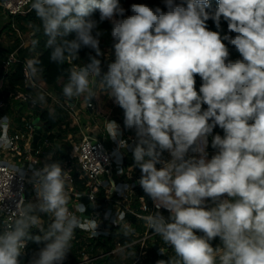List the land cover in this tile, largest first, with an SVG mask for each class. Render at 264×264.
Instances as JSON below:
<instances>
[{"label":"clouds","instance_id":"clouds-1","mask_svg":"<svg viewBox=\"0 0 264 264\" xmlns=\"http://www.w3.org/2000/svg\"><path fill=\"white\" fill-rule=\"evenodd\" d=\"M163 3L166 11L132 4L127 16L119 0H31L30 9L40 21L34 30L42 27L47 37L52 62L75 59L84 47L96 54L70 69L63 97L71 101L86 94L90 104L96 97L90 78H100L123 110L125 128L135 131L138 183L156 209L142 219L174 253L157 264H264V0H218L211 12L210 0ZM97 10L99 22H111L114 42L115 60L103 76L97 59L103 55V33L92 18ZM221 18L229 33L223 36L206 23L211 19L219 29ZM225 41L239 58H230ZM38 43L31 41L33 50ZM23 71L32 83L44 68L31 58ZM32 103H45V95L39 93ZM217 126L224 135L212 138L215 154L209 159L208 136ZM8 127L5 115L0 145L11 147ZM107 132L116 141L120 126L108 121ZM118 143L128 147L123 139ZM14 172L24 175L21 167ZM31 181L35 202L25 203L21 195L15 210L0 208V215L9 217L0 228V264H21L29 241L44 245L31 264H63L75 230L87 227L96 237L98 224L82 218V204L79 216L69 210L70 172L60 162L33 169ZM109 183L118 192L129 187ZM124 217L117 213L113 222L128 236L135 230ZM216 238L219 244L213 246Z\"/></svg>","mask_w":264,"mask_h":264},{"label":"trees","instance_id":"trees-1","mask_svg":"<svg viewBox=\"0 0 264 264\" xmlns=\"http://www.w3.org/2000/svg\"><path fill=\"white\" fill-rule=\"evenodd\" d=\"M120 5L125 9V16L131 15L130 6L132 4H147L149 7H161L162 10L166 11L163 0H119ZM211 8L207 9V11H214L218 6V0H210ZM92 18L98 21V30L103 33V35L99 38L100 44L99 47L101 52L105 53L106 50H110L114 52L113 49V40L111 38V22L103 21L99 22V11L93 13ZM208 29L211 31H219L223 36L228 33L227 22L221 18L220 28L217 29L214 21L211 19L207 22ZM40 25L39 19L36 17L34 11H30L26 15H19L16 17H12L3 12L0 8V37H2L4 32L8 33L9 40H14L13 42L9 41L7 44H4L0 38V99H4L5 101L11 100L14 103L15 107H11L9 103H7L6 107L0 111V117L3 115L13 116L14 114L17 116L14 117V122L18 125V130L25 129V123L31 119L32 116H28L27 118L19 117V115L24 114L25 104L20 102H15L13 100V96L18 91L29 92L35 95V89L25 82L24 76V65L26 63V58L28 56V52H26L23 47L24 36L27 34H31V40L36 39L39 41L36 48L33 50L32 45L30 47L31 53L35 51V53H39V55L31 57L38 58L41 61V66L44 68V72L42 73L40 79L38 80L39 84L50 87H60L63 88L64 83L67 81L70 69L75 66L82 67L84 64L90 62L89 57L95 56L94 50L84 47L78 52V57L75 59H67L63 64H58L56 62H52L50 59L51 50L45 47V41L47 37L43 34V29L41 27L39 32L34 30V26ZM231 35H235L231 33ZM75 34H70L69 39L74 38ZM13 38V39H12ZM230 52L231 59L239 58V54L236 52L234 46L228 45L227 41L224 42ZM17 53L18 62L14 64L11 69L6 73L4 69L1 68V61L8 58L12 53ZM103 55L97 57V59H102ZM5 84L8 86L5 87ZM201 84L199 76L196 77V88L199 89ZM2 89V90H1ZM11 104V103H10ZM12 105V104H11ZM206 108V105L204 106ZM34 111V118L39 119V124L41 130L44 134V139L49 140L50 142H54L56 139L55 131L61 127L63 123V116L61 114H51L48 109L43 108L41 105H37ZM216 129H220L218 126ZM14 133V132H12ZM219 135L223 136V130L220 129L218 132ZM216 135V130L213 132V137ZM39 144L43 143L44 140H41ZM60 150V149H59ZM164 158L167 159L168 153L165 152L163 154ZM69 159V155H67L64 150L59 156L58 161L62 164L65 160ZM134 158L133 154L127 155L125 168L128 169L131 166H134ZM160 165H157L159 168ZM80 169L77 168L73 172V176L77 186L82 185L81 183V173ZM29 189V187H28ZM107 192L102 190L99 194L98 204L108 211V204L106 202ZM145 197L148 201L150 198L144 193L142 187L138 188L136 191V195L133 198V208L139 209L140 202L139 198ZM116 199V198H114ZM125 221L131 225V227L135 230L133 233L128 236L123 235L122 227H119L117 224H108L104 222V232L98 237H90L88 234L81 230L76 229L74 233V239L71 243V263L78 264L83 261V254H87L92 261L88 264H133L134 260L139 256L140 253V244L137 243L131 247H128L127 253L129 254L128 258L123 261L122 255L114 256L111 254L113 250H115L118 246H126L128 244L133 243L138 238L142 237L147 227L144 222L135 218L132 214L124 212ZM169 213H167V216ZM122 223V222H118ZM47 224V222H45ZM32 234L37 235L40 234L38 230L32 229ZM213 246L219 244V238H216L213 242ZM43 244H34L31 241L28 242L27 247L25 249V253L20 257L21 264H31L33 257L39 252L40 248H42ZM160 248L165 249V259L168 260V257L174 255L171 247L164 244L161 237L159 235L154 236V238L149 241L146 253L144 255V264H155L161 257ZM133 253V255H131ZM124 255V254H123ZM142 264V263H138Z\"/></svg>","mask_w":264,"mask_h":264},{"label":"built area","instance_id":"built-area-1","mask_svg":"<svg viewBox=\"0 0 264 264\" xmlns=\"http://www.w3.org/2000/svg\"><path fill=\"white\" fill-rule=\"evenodd\" d=\"M30 3L31 0H0V8L5 14L16 17L19 15L28 14L31 11ZM18 61L17 53H12L8 56V58L1 61V68L7 73ZM25 82L31 84V86L34 87L35 92L36 88H40L36 81L30 83L25 78ZM35 96L36 95L29 92L18 91L13 96V100L15 102L26 104L31 110H33L38 105V103H32V98ZM6 105V101L4 99H0V110L4 109ZM64 105L67 106L66 103H64ZM88 107H92V104H89ZM31 116H34V114ZM38 127L40 126L35 124L34 121L30 119L25 123L24 130H16L14 133H6L7 136L12 140L11 147L0 145V208L15 210V203L19 200L21 195L24 197L25 203L28 202L27 190L29 184H31L29 173H32L33 169L41 168L40 159L44 154L43 146L48 145L47 140H45L43 144H39V142H41L42 135L38 143H35L34 138ZM213 132L208 136V147L206 149L209 159L215 154V149L211 147ZM120 133L121 134L117 137L116 141H113L109 137L111 142L114 143L113 147L111 148L107 146L106 139H99L90 135L83 137L78 146L77 157L81 176L84 179L82 184V192L76 193L74 186H72L75 183V179L71 175L73 170L71 167L68 169L70 172L71 185L69 188L70 202L68 204V208L71 212L79 216L80 213L77 211V208L81 204L84 205L85 212L82 213L81 216L84 219H92L98 224V235L96 237L100 236L105 230L104 220L101 219V206L98 204L99 194L102 190L107 192L106 202L108 205L112 206L109 207V212L104 214L105 220L109 221V223L115 224L113 221L117 218V213L127 212L132 214L138 220L143 221L147 227V224L142 219V217L156 211L153 201L151 199L148 201L145 197L139 198V209L133 208L132 204L133 198L136 194V189L140 188L141 186L136 182L128 183L117 181L118 179L127 175V169L125 168L127 156L124 154V149L119 147L118 142L119 140L123 139L128 145L129 139L125 137L122 129H120ZM189 155H192V153H189ZM66 166L69 167L70 162H67ZM20 167L24 173L23 176H21L20 173L14 172L15 168ZM121 169H123V174H120ZM109 182H114L117 186L128 185L129 187L128 190L118 192L111 189ZM71 196L76 198L75 202H73ZM83 197H87L89 204L92 205V212L89 217L85 215L89 204L87 205L82 202ZM160 212L162 215L167 217V210L160 209ZM8 218L9 217L6 213L0 215V228L3 227V222ZM82 223L87 224V221H82ZM81 230L85 231L88 236L93 237L91 230L87 227L82 228ZM154 236H156V234L147 227V230L142 237L126 246H118L111 252V254L114 256H119L116 253L121 249H123L122 252H126V254H128V247L139 243L141 247L140 253L139 256L134 260L133 264H144L142 250L147 248L149 241H151ZM164 256L165 254L161 255L159 260H166ZM91 261L92 259L87 254H83V261L78 264H88ZM157 262L155 264H157Z\"/></svg>","mask_w":264,"mask_h":264},{"label":"rangeland","instance_id":"rangeland-1","mask_svg":"<svg viewBox=\"0 0 264 264\" xmlns=\"http://www.w3.org/2000/svg\"><path fill=\"white\" fill-rule=\"evenodd\" d=\"M8 36H9L8 33L4 32L2 37H0L1 41L4 44H7L9 41H11V42L14 41V40H9L10 38ZM31 37H32L31 34H27L24 36L23 47L25 48L26 52H28V56H27L26 60L33 58V57H31L32 53H33V56L39 55V53H37V52L35 53V51H33L32 53L30 51L31 41H32ZM114 60H115L114 52H112L110 50H106L102 59H101V65H100L101 76H103V74L108 71V65L110 63L114 62ZM91 79L92 78H90V80ZM99 79L100 78H98V80ZM98 80H94V78H93L92 81L90 82V88H92V90L96 94V97L92 98V100L90 101V104H92V107H89V109L87 108L89 105V102L85 99L86 94L78 97L79 100H82V98L85 99L83 101V105L81 106L80 103L77 104L78 111L80 110L79 113H81L83 116H88L89 115L88 113L92 112V115H90L89 119H87V121H88L87 125L89 126V131L93 132L95 136H99L102 133L104 126L106 123H108V121H112V120L117 119L119 122L123 123V125H124L123 110L119 106H117L116 104L113 103L112 99H110V97L108 95L107 90L104 89V87L99 83ZM36 82L39 84L38 80ZM7 86L8 85L5 84V87H7ZM39 86H40V88H36L35 95L37 96L39 93H43L45 95V103H43V104L39 103V105H41L45 109L54 110V105L56 103L55 101H56V99H60V96L62 97V89L63 88H60L59 86L58 87L57 86L56 87L44 86L42 84L41 85L39 84ZM6 103H9V105L11 107H15L14 103L11 102V100H9L8 102L6 101ZM2 110L3 109H1L0 111H2ZM29 113H30V116L35 114L34 111L31 110L29 108V106L25 104L24 114L19 115V117H22V119L27 118L29 116ZM4 116L5 115H3L2 117H4ZM7 116L9 119V127L7 129V133L15 132L19 128L18 125L14 122V117L17 116V114L16 115L14 114L13 116H10V115H7ZM2 117H0V118H2ZM121 117H122V119H121ZM84 118H83V120H84ZM31 119H32V121H35V118L33 116L31 117ZM72 121L73 120H71V122ZM38 125L40 126L39 123H38ZM124 128H125V126H124ZM214 130H216V135L218 134V132H220V129L214 128ZM0 134H2V133H0ZM107 134H108V132H107ZM105 136H107V135H105ZM108 136H109V134H108ZM99 138L103 139L104 137H102V135H100ZM42 140H44V134H43ZM80 140H81V134H77V135L75 134L74 139L72 141L69 139V141H71L72 144L74 145L73 148L77 149V150H78ZM76 153L77 152H75V151H74V153H71L69 151V153H68L69 158L72 159V155L74 154V156H75ZM75 159H77V158H75ZM28 187H29V189L27 190V198H28V202H29V201H32L31 197H32V195H34V188L32 187L31 184H29ZM107 207L109 208L110 205H108ZM100 210H101V219L104 220L105 223H108L111 225L112 223H109V221L105 220V216H104V214L108 213L109 210L106 211V209H104L103 207H100ZM46 222L48 223V220ZM146 250H147V248L142 250L143 251V257L146 253ZM24 253H25V250H24ZM116 254L122 255L123 256L122 259L124 258L123 261H125L129 256V254H126V252H122L121 250L119 252H117ZM131 255H133V253H131ZM70 263H71V252L69 251L67 253L64 261H63V264H70Z\"/></svg>","mask_w":264,"mask_h":264},{"label":"crops","instance_id":"crops-1","mask_svg":"<svg viewBox=\"0 0 264 264\" xmlns=\"http://www.w3.org/2000/svg\"><path fill=\"white\" fill-rule=\"evenodd\" d=\"M92 79L90 80V82L92 81ZM60 99H56V101H55L56 103L54 105V110L50 109L49 111L53 114H56V115L61 114L63 116V123H62L61 127L58 128L54 132L56 135V139L54 142H50L49 140L44 139V141L45 140L48 141V145L43 146L44 154H43L42 158L40 159V164H41V168H42L45 163L59 162L58 156L64 150L66 151L67 155H69L68 154L69 151L71 153H74V151H75L77 153L75 156H74V154L72 155V159L66 158V160L61 164L62 168L65 171H68V169L71 167V169L73 170L71 172V175L73 176L74 170L79 168V161L77 158L78 157V150L73 148L74 145L71 142L74 139L75 134L76 135L81 134V140L79 141V144L82 141L83 137L86 135H90V136L95 137V138H99L100 135H102V137H104L103 139H106V142H107L106 144L109 148L113 147L114 143L111 142V140L107 134V123L105 124L104 129L99 136H95L93 132L89 131V126L87 125L88 124L87 119H89V116L92 115V112L88 113L89 114V115L87 114L88 116H83L81 113H79L80 110L78 111V108H77V104L80 103V105L82 106L83 101L85 99L82 98V100H79L78 97H74L71 101H68L63 97V95H62V97L60 96ZM64 103H66L67 106H65ZM87 108L89 109V107H87ZM83 118L85 121L83 120ZM121 119H122V117H121ZM71 120H73V121L71 122ZM112 121H115L120 126V129H122V132L125 135V137H127L129 139L128 140V147L123 150L124 154L126 156L129 154H133L132 148L135 146V144L137 142V138L135 136V131L131 130V129H125L123 123L119 122L117 119L112 120ZM41 135L43 137V132ZM105 135H107V136H105ZM69 139L71 141H69ZM75 158H77V159H75ZM167 159H170L169 154L167 156ZM67 162H70L69 167L66 166ZM31 175H32V173H29L30 179L32 177ZM140 177H141V171H140L139 167H136L134 165V166H131L127 169V175L126 176L118 179L117 181H119V182L123 181V182H128V183H132V182L138 183V180ZM80 178H81V183L83 184L84 179L82 178V176H80ZM31 185L33 187L32 181H31ZM72 186H74L76 193L83 191V186L82 185L77 186L76 182ZM70 187H71V185L69 186V188ZM136 191H137V189H136ZM71 199H73V202H75L76 198L74 196H71ZM31 200H32V202H35V192H34V195H32ZM110 207H112V206H110ZM41 218L44 221V223L47 220L49 221V217L47 215H43Z\"/></svg>","mask_w":264,"mask_h":264},{"label":"water","instance_id":"water-1","mask_svg":"<svg viewBox=\"0 0 264 264\" xmlns=\"http://www.w3.org/2000/svg\"><path fill=\"white\" fill-rule=\"evenodd\" d=\"M34 123H35V124H38V123H39V119H35ZM41 134H42V130H41L40 127H38L37 130H36L35 138H34V139H35V140H34L35 143H38V141H39L40 138H41ZM82 202L85 203V204H87V205L89 204V201H88V198H87V197H83V198H82ZM91 212H92V205L89 204L88 207H87V210H86L85 215H86L87 217H89L90 214H91Z\"/></svg>","mask_w":264,"mask_h":264}]
</instances>
